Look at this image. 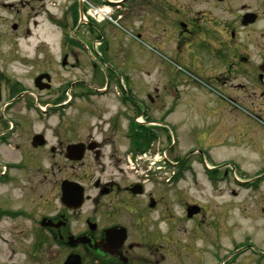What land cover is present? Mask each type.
<instances>
[{"label":"rangeland","instance_id":"obj_1","mask_svg":"<svg viewBox=\"0 0 264 264\" xmlns=\"http://www.w3.org/2000/svg\"><path fill=\"white\" fill-rule=\"evenodd\" d=\"M62 1L47 0L50 12L41 13L35 19H31L36 11L32 3L19 5L23 19L18 31L11 27L17 8L11 12L7 7H0V71L7 89L12 88L15 93L24 90L33 98L37 95L47 100L61 92L60 85L65 81L98 78L99 86H102L110 79L107 95L91 96L77 102L65 113V120L72 122L68 129L74 125L72 135H96V126L104 125L105 135L110 133V148L104 151L110 152L115 163L114 168L110 166L111 170L123 167L130 172L134 171L131 166L136 165V168L141 167L140 172L148 164L150 155L161 161V168L151 173L156 182L163 183L164 206L166 202L171 206L167 213L171 220H164L158 226L164 234L161 263L264 264V117H253V112L264 116V99L259 96L250 101L246 97L249 95L245 94L243 101H233L231 105L220 99L223 108L217 106L220 101L208 91L187 93L186 101L182 100L177 111L166 119L172 134L168 130L160 131V137L153 140L147 155L141 156L142 153H136L132 148L134 139L130 134L133 131L128 128L132 115L125 114L127 109L120 102V96L127 95L128 91L139 97H145L147 92L156 94L159 83L161 97L153 107L154 117H159L165 104H169L172 94L164 95L163 79L156 73L155 64L151 66L148 62L149 55L152 62L159 56L157 44L134 37L121 27L112 33L110 21L113 20L107 16L108 8L110 11V6L106 7L108 0H82L86 20L98 27L89 34V26L84 24L78 35L89 43L92 56L98 58L99 72L96 77L92 76L91 55L79 49H73L74 55L79 57L77 66L64 67L61 61L71 45L68 38L71 20H68V26L61 24V13L66 7L62 8ZM74 59L69 57L68 61L74 64ZM41 71L52 75L49 82L52 90L39 91L35 87L34 78ZM17 114L22 121L18 131L20 148L16 155L10 148L6 154L8 159L15 161L25 156V163L10 171L6 178H0V264H32L33 225L36 226L49 209L59 205L58 179L64 161L53 157L50 145L56 143L57 129L64 139L71 136L68 129L62 128L63 119L56 114L42 116L30 107L29 110L22 108L21 104ZM109 118L110 131L107 130ZM139 119L144 124L148 120L146 117ZM38 132L48 134L49 146L34 149L30 154L27 139ZM190 147L204 151L210 168L202 164L198 154L189 155ZM184 157L186 160L180 164H172ZM2 159L6 160L5 157ZM212 167L215 172L208 170ZM216 173L222 178H212ZM178 175L174 184H165ZM133 180L130 177V181ZM146 185L151 188L150 183ZM187 202L203 206L194 219L185 216ZM3 208L14 215L3 214ZM56 260L45 258L44 262L57 264Z\"/></svg>","mask_w":264,"mask_h":264},{"label":"flooded vegetation","instance_id":"obj_2","mask_svg":"<svg viewBox=\"0 0 264 264\" xmlns=\"http://www.w3.org/2000/svg\"><path fill=\"white\" fill-rule=\"evenodd\" d=\"M46 1L0 0V7H7L11 12L17 8L11 27L18 31L23 19V10L20 12L18 6L32 3L36 11L31 19H35L41 13L50 12ZM81 2L82 0L62 1V8H67L61 13V24L68 26V20H71L68 30L71 45L64 52L61 64L64 67H76L79 57L74 55L73 49H79L91 55L92 76L96 77L99 72L96 66L98 58L92 56L89 43L78 34L84 24L89 26V34L93 33L97 25L83 17ZM108 2L110 18L113 20L110 21L112 33L117 27H121L134 37L157 44L159 56L152 62V56L149 55L148 62L151 66L155 64L156 73L163 79L164 95L172 94L169 104H165V109L157 118L154 117L153 107L161 97L158 94L161 90L159 83L156 85V94L147 92L145 97H139L127 90V95L123 93L120 96V102L127 109L125 114L132 115L135 123L131 120L128 123L129 131H133L130 137L134 139L133 147L129 142V148L132 147L134 152L142 153L141 156L147 155L153 140L160 137V131L168 130L172 133L166 119L177 111L187 93L208 91L220 101L217 106L221 105L223 108L222 99L229 105L233 101H243L245 94L249 95L246 97L250 101L259 96L264 99V0ZM114 20L119 24L115 25ZM69 57H75L74 64L68 61ZM107 68L110 69V65ZM42 74H49L53 79L49 72L41 71L35 76L34 83ZM2 78L0 71V178H6L10 171L25 163V156L20 161H15L8 159L6 154L10 148L15 150L16 155L20 148L18 131L22 121L17 114L19 104L27 110L29 107L34 109L42 116L58 115L60 120L63 119L62 128L67 130L72 122L65 120V113L85 98L107 95L110 87V79L102 86H99L98 78L93 79L94 81H65L60 85L61 92L46 100L37 95L33 98L24 90L15 93L12 88L7 89V82L4 83ZM5 79L10 80L9 77ZM43 82L47 83V77L43 78L41 83ZM49 84V88L40 89L36 84L35 87L39 91H50L52 83ZM237 107L242 108L239 105ZM143 117L148 119L145 124L139 119ZM253 117L261 119L264 116L253 112ZM140 121L142 123L138 124ZM108 122L107 130L110 131V118ZM153 122L162 124L157 126ZM73 127L71 125L68 129L71 136L67 140L59 135L57 129L56 143L50 145L53 157L64 161L61 177L58 179L59 205L49 209L48 214L41 216L36 226L33 225L30 263L48 264L44 262L45 258H57V264H162L164 257L161 246L164 234L158 226L164 220H171L167 216L171 206L167 202L164 206L163 203V183L155 181L149 164L140 172L141 167L135 169L136 166L131 167L134 171L130 172L123 167L111 170L115 163L110 158V152L107 154L104 151L110 148V133L105 135L104 125L96 126V135H72ZM99 134L100 138L97 137ZM36 135H42L43 144L35 141ZM27 142L32 154L34 149L49 146L48 134L33 133ZM71 146H78L76 148L81 151H74ZM190 148L189 155L198 154L202 164H211L204 151L196 147ZM80 154L82 158L75 156ZM181 161L177 160L174 164L178 165ZM130 177L134 180L130 181ZM173 178V181H166L165 184H174L179 175ZM148 183L151 188L147 187ZM79 186L83 188L81 200L78 195ZM3 209V214H13ZM184 210L188 219H194L201 213L203 206L187 202ZM190 210L196 212L190 216Z\"/></svg>","mask_w":264,"mask_h":264},{"label":"water","instance_id":"obj_3","mask_svg":"<svg viewBox=\"0 0 264 264\" xmlns=\"http://www.w3.org/2000/svg\"><path fill=\"white\" fill-rule=\"evenodd\" d=\"M45 77H47V83H41L42 81H43V78H45ZM50 80H51V77H50V75L49 74H42V75H40V76H38L37 78H36V80H35V84H36V86L37 87H39L40 89H44V88H49L50 87V84L48 83V82H50ZM40 84H42V85H40ZM35 141H37V142H39V144H43V137H42V135H36L35 136ZM72 147V149H73V147H74V151L75 150H79V151H81V149L79 148H76V147H78V146H71ZM77 158H82V155L80 154V155H75ZM78 185V184H77ZM80 188L78 189V195H79V200H81V198H82V190H83V188L81 187V186H79ZM197 210V209H196ZM196 210H190V212H189V215L191 216L194 212H196Z\"/></svg>","mask_w":264,"mask_h":264}]
</instances>
